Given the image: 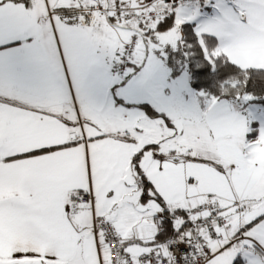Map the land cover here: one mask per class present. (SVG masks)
<instances>
[{
  "label": "snow or ice",
  "instance_id": "6c2138e0",
  "mask_svg": "<svg viewBox=\"0 0 264 264\" xmlns=\"http://www.w3.org/2000/svg\"><path fill=\"white\" fill-rule=\"evenodd\" d=\"M21 37L47 84L11 86L0 53V264H264V58L242 54L264 0H0V43ZM169 49L216 91L185 74L164 96ZM126 53L147 64L124 93L155 112L90 98Z\"/></svg>",
  "mask_w": 264,
  "mask_h": 264
},
{
  "label": "crops",
  "instance_id": "0c3cea01",
  "mask_svg": "<svg viewBox=\"0 0 264 264\" xmlns=\"http://www.w3.org/2000/svg\"><path fill=\"white\" fill-rule=\"evenodd\" d=\"M26 44L27 40L23 37L13 40L5 39L3 43H0V53H7L11 58V62L5 67L6 80L11 83V86L17 89H24L33 95H40L45 90L47 84L46 75L40 70L43 61L37 57L29 56L27 54ZM242 54L249 60L264 58V49L252 46L244 50ZM115 63V61L108 60L107 62L104 60L94 64L90 69L88 75V91L90 98L95 102L96 106L104 111L111 109L114 111L122 110L125 113L138 110L146 112L139 105L147 103L156 110L152 100L145 98L148 95L147 93H141L135 96L124 93V89L128 87L130 81L140 76L144 67H146V63H138L133 56L129 64L130 77L128 79L110 71ZM165 67L167 75L164 79L162 94L166 97H171L173 95V83L179 80L181 78L180 76H185V73L182 72L180 76H175L174 73H168V67L171 66ZM185 71L188 87L192 89L190 74L186 68ZM168 82L171 83V87L169 88L167 86ZM155 83H159V80L157 79ZM0 87L7 88L9 87V83L0 84ZM193 91L196 92L195 90ZM118 92L120 95H115ZM185 93L187 94V99H190L188 92L182 93L184 99ZM77 99L78 101L80 99L79 92H77Z\"/></svg>",
  "mask_w": 264,
  "mask_h": 264
},
{
  "label": "trees",
  "instance_id": "16d2710c",
  "mask_svg": "<svg viewBox=\"0 0 264 264\" xmlns=\"http://www.w3.org/2000/svg\"><path fill=\"white\" fill-rule=\"evenodd\" d=\"M169 64L173 68V73L178 74L181 73L185 68H180V65H187V70L190 73V84L191 87L196 91H200L201 89L207 90L209 92H214L216 89L214 88V81L217 78L215 74H212L210 69L206 64L200 61L198 54L190 55L184 57L183 51H174L172 52L169 60ZM130 75L126 79H128ZM256 103L264 104V100L256 101ZM140 107L146 110V112H155L156 110L149 104H140Z\"/></svg>",
  "mask_w": 264,
  "mask_h": 264
},
{
  "label": "built area",
  "instance_id": "2783aa9c",
  "mask_svg": "<svg viewBox=\"0 0 264 264\" xmlns=\"http://www.w3.org/2000/svg\"><path fill=\"white\" fill-rule=\"evenodd\" d=\"M133 56L126 53L120 61L116 62L110 69V71L114 74H118L124 78H127L130 74L129 64L132 60Z\"/></svg>",
  "mask_w": 264,
  "mask_h": 264
},
{
  "label": "rangeland",
  "instance_id": "374dc122",
  "mask_svg": "<svg viewBox=\"0 0 264 264\" xmlns=\"http://www.w3.org/2000/svg\"><path fill=\"white\" fill-rule=\"evenodd\" d=\"M209 12H211V10H209ZM172 52H174L173 50H171V49H169L168 50V52H167V54H166V56L163 58V60H162V66H163V68L164 69H166V67L165 66H171L170 64H169V62H168V60H169V58H170V56H171V54H172ZM176 52H178V51H176ZM188 58V57H187ZM157 59H160V57H157ZM107 62H108V60H106ZM146 64H147V62H145ZM187 66V65H186ZM185 65H180V68H186L187 69V67H186ZM168 73L169 74H172L173 73V68H172V66L171 67H168ZM182 72L183 73H185L186 74V71L185 70H182ZM182 72L181 73H178V74H174L175 76H180V74H182ZM187 72H188V70H187ZM189 73V72H188ZM190 74V73H189ZM180 77H182V76H180ZM172 79H173V77H172ZM174 82V81H173ZM167 86H168V88L169 87H171V83L170 82H168L167 83ZM192 90V92H194L193 90V88L191 89ZM115 95H120L119 94V92H118V94H116L115 93ZM185 100H187V94L185 93Z\"/></svg>",
  "mask_w": 264,
  "mask_h": 264
}]
</instances>
